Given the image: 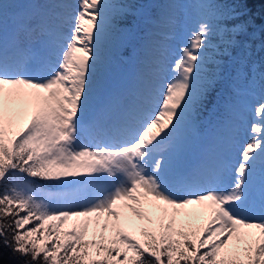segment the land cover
<instances>
[{
  "label": "snow or ice",
  "instance_id": "obj_1",
  "mask_svg": "<svg viewBox=\"0 0 264 264\" xmlns=\"http://www.w3.org/2000/svg\"><path fill=\"white\" fill-rule=\"evenodd\" d=\"M150 6L0 0V240L25 264H264V71L251 62L264 25L250 31L249 11L219 0ZM227 69L224 118L194 158ZM257 86L258 122L240 141Z\"/></svg>",
  "mask_w": 264,
  "mask_h": 264
},
{
  "label": "trees",
  "instance_id": "obj_2",
  "mask_svg": "<svg viewBox=\"0 0 264 264\" xmlns=\"http://www.w3.org/2000/svg\"><path fill=\"white\" fill-rule=\"evenodd\" d=\"M152 0H134L137 7L144 6L143 10L150 5ZM221 3H234L238 10L247 9L249 15L244 17L246 20L253 22L252 30L259 31L260 27L264 25V3L261 0H219ZM153 3V2H152ZM264 39V35L260 39L253 42V50L251 56V62H255L258 71H264V48H261V40ZM129 50H125L127 52ZM129 54V53H128ZM211 55V50H210ZM230 84H231V69H227L225 72V77L221 80L217 86L216 91L212 94V101L215 102L217 95L220 97V105L216 111H212V104H209L208 109L200 113L197 128L201 131V145L197 147V150L201 152L206 149L207 144L210 142L209 139L212 137L214 130L211 128L218 124V118H222L224 109L222 104L230 95ZM257 91L261 94L260 88L257 86ZM197 151V152H198ZM46 190H53L51 188H46ZM3 191V189H0ZM24 213H21L23 216ZM31 224L26 227L31 228ZM0 252L3 253L2 264H25L24 259H20L14 256L13 253L8 249L3 247V242L0 240Z\"/></svg>",
  "mask_w": 264,
  "mask_h": 264
},
{
  "label": "rangeland",
  "instance_id": "obj_3",
  "mask_svg": "<svg viewBox=\"0 0 264 264\" xmlns=\"http://www.w3.org/2000/svg\"><path fill=\"white\" fill-rule=\"evenodd\" d=\"M152 1L150 2V5L152 4ZM68 2L72 4L74 9H76L77 11L79 10L80 0H68ZM150 5L146 8V10H143L145 14H148V15L154 14V9ZM196 22H197V18L193 14L188 19H186V21L182 24V26L177 28L176 31L174 32L173 39L168 42L169 43V63L170 64L179 57L180 55L179 48L187 44L191 32L196 28ZM123 55L124 57L127 58V56H125V53H123ZM128 68L129 66L127 63L120 62L119 67L116 68L111 74V83H113V85H119L122 82L123 78L125 77L124 73ZM167 74L169 78L172 75L170 70L168 71ZM260 98H261V94L257 91L256 87L248 89L247 95L244 98L245 103H246V109L244 113V121L240 129V141H247L250 139L251 125L254 122H258L255 117L254 109L257 103L260 101ZM221 117L224 118V112ZM221 120L222 119L218 118V121H221ZM216 126L212 127L211 129L214 130ZM195 132H196V140L194 143H195V149H196L197 147H200L201 145V131L198 130L196 127ZM213 135L214 133L212 134V137ZM212 137L209 139L210 141L209 145H211ZM92 143L93 142L90 139L81 137L80 143L78 146L79 147L92 146ZM199 154L200 152H196L195 150V152L193 153V157L195 158L199 156ZM262 178L264 177L258 174L257 182H259Z\"/></svg>",
  "mask_w": 264,
  "mask_h": 264
}]
</instances>
